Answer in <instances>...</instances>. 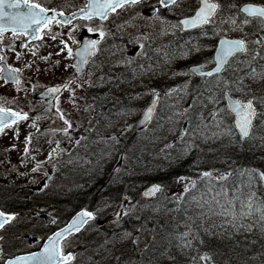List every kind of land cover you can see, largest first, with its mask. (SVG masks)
<instances>
[{"label":"rangeland","instance_id":"374dc122","mask_svg":"<svg viewBox=\"0 0 264 264\" xmlns=\"http://www.w3.org/2000/svg\"><path fill=\"white\" fill-rule=\"evenodd\" d=\"M247 1L264 5V0H219L224 7L208 27L189 33L186 38L179 37L170 53L163 44L176 34L182 35L178 22L158 27L100 25L97 29L105 32L106 45L101 55H106L105 58L97 59L79 77L75 76L57 104L67 123L72 124V133L60 135L43 129L39 119L19 123L0 133V200H9L13 204L11 210L20 205L22 208V198L32 199L37 191L47 188L45 191L52 192L50 195L56 194L57 199L69 203L68 211H72L74 204H97V220L64 245L67 251L76 254L73 264H252L250 252L252 258L258 252L255 260L264 264V221L259 220V214L237 221L244 227L233 228L227 222L230 217L212 215L209 211L210 207H217L213 197L222 203L236 198L237 205L240 200L255 197L259 182L253 174L254 166L245 164L241 158L245 156L243 146L248 145L245 161L250 159L255 166L264 168V104L260 103L264 99V79L260 78L264 74V61L253 79L252 75H246L249 60L242 63L247 54L238 56L228 68L230 75L209 81L208 91L187 104L192 78L187 64H211L213 42L219 36L245 37L249 30L256 33L260 27L257 19L244 23L245 18L240 16L239 8ZM231 4L236 7L229 8ZM197 5V0H184L177 7L179 17L189 15ZM230 16L236 19L235 25L226 22ZM71 32L54 25L35 55L8 60L22 72L26 88L6 85L0 79V103L27 107L34 87L38 91L50 81L74 76V55L69 56L64 47L67 44L71 48L72 38L68 37ZM125 37L127 42L115 44L118 38ZM257 38L263 40V35L259 33ZM254 40L248 43L252 54L262 45ZM178 47L182 55L178 54ZM231 75L246 77L240 83L233 81ZM224 88L241 98L259 100L262 109L256 134L243 146L237 145L238 135L230 126L229 111L221 101L220 92ZM153 89L162 93L158 115L149 127L139 130L138 120ZM172 89L176 91L169 95ZM69 96L77 97V101L68 100ZM189 108L193 109V120ZM214 108L216 114L206 121L205 113ZM185 130L187 135H183ZM113 136L116 140L111 139ZM27 137H31V142L26 145ZM135 146H144L143 151L152 155L150 159L146 161L144 155L131 158L127 152ZM135 166L143 170L135 172ZM210 166L215 167L210 170L211 176H203ZM238 166L237 179L243 181L232 192L215 187L213 178L229 175ZM180 177L184 180L180 181ZM169 178L172 179L152 199L142 196L151 181L164 182ZM189 191L193 193L189 196L191 202L185 201ZM241 192L246 198L240 196ZM6 193H10L8 198L3 196ZM123 195L127 196L123 219L105 224L103 221L115 213ZM40 204L46 205L43 201ZM29 210L23 211L13 230L5 233L9 235L3 243L6 256L37 248L52 228L61 223L58 218L65 220L70 214L63 217L62 213L38 209L36 205ZM36 212L54 218L52 224L34 217L39 215ZM175 212L187 218L184 227L177 234L163 236L159 245L151 249L150 243L162 222ZM156 215L157 227H149ZM186 231L192 233L187 237L192 241L190 247H183L178 239ZM204 254L211 260H201Z\"/></svg>","mask_w":264,"mask_h":264},{"label":"snow or ice","instance_id":"6c2138e0","mask_svg":"<svg viewBox=\"0 0 264 264\" xmlns=\"http://www.w3.org/2000/svg\"><path fill=\"white\" fill-rule=\"evenodd\" d=\"M142 0H87V4L85 8L80 9V13L82 14L81 18L92 20L93 17H98L101 21H106L109 17L110 13H116L118 9H126L128 7H134L137 4L141 3ZM184 0H158V3L161 7L169 8L172 6L179 7ZM199 7H197L194 11V14L190 18L183 19L180 23L185 28L197 27L209 24L213 21L217 13L222 10L224 7L219 0H197ZM24 5H28V13L26 14L29 17H38L33 20V23L40 24L44 23L45 26L48 22H51L55 17H43L39 16L33 10L39 8L40 13H45L49 10L41 8L39 4H29V0H23ZM23 5L21 4V0H0V25L5 19L11 20L15 22L18 18V15L25 14H17V13H8L5 11L6 9H19ZM229 8H235V4H231L228 6ZM159 8H155L154 12L158 13ZM54 11V10H53ZM239 11L242 14H245L244 23H249V18L258 19L261 24H264V6H257L252 4H247L242 6ZM59 16L63 17V12L58 13ZM73 17H76V13L72 14ZM159 19V17H156ZM59 23H70V20H60ZM227 23H231L233 25L236 24V19L234 17H229L226 21ZM175 27V25H173ZM90 32L94 31V29L89 28ZM4 31L3 27L0 26V34ZM15 32V29H13ZM36 31H40L39 28ZM99 32V36L103 38L105 36V32L102 29H96ZM55 39V36L52 37ZM99 41H88L85 40L83 44L84 50L87 51L88 55H94L97 50V45ZM257 44H264V40H257ZM67 49L69 56L72 55V49L68 48L67 44L64 45ZM143 44L140 45V48H143ZM220 51L222 55L216 58L217 67L214 69L215 73H219L225 63L228 60V57L235 55L236 53H246L248 51L246 41L244 39L238 40H227L223 39L220 41ZM2 59V58H0ZM84 61H81L83 63ZM77 68V72H80L82 69L79 66H74ZM0 71H3V68H0ZM19 69H9L6 77H0V79L14 80L16 83H19L18 79L13 75V73L18 72ZM193 71H202V69H193ZM205 76L213 75V72L203 73ZM255 72L252 73L251 78L255 79ZM261 79H264V74H261ZM69 85L72 81L68 82ZM242 83V81L240 82ZM60 88H51L49 92L56 93L59 92ZM172 91H176V89L170 90L168 93L171 94ZM153 96V101L149 105V107L143 113V119L141 124L146 126L147 123L153 118L156 105L158 100L160 99V94L155 89L150 93ZM260 103L264 104V99L260 101ZM229 109L232 113L235 114L236 121L235 127L238 129L239 134L242 139L249 138L253 129V121L257 118V108L255 103V98L249 99L247 101L242 100H230ZM27 114L11 112L6 110L2 106H0V133L4 131L5 128L10 127L11 125L17 123L18 120L27 119ZM67 123V121H65ZM70 126V125H69ZM18 135V132H17ZM183 135H187V130L183 133ZM112 140H116V137H111ZM31 142V137H27L25 140V144H29ZM28 149L25 148V152L27 153ZM39 167V165L37 166ZM35 170V169H34ZM205 177L211 176L210 172H205L202 174ZM257 176L259 179L264 182V172H258ZM224 177H221L223 179ZM180 181H183L184 178L180 177ZM192 186H195V181L191 182ZM161 190L160 185H153L147 192L144 193L145 196H152L156 192ZM227 195L226 193L224 194ZM254 197H250L247 201L240 200L239 205H237L236 198L226 199L223 203L213 197V200L216 204V209L209 208V211L212 215L230 217V220L227 222L232 225L233 228L244 227L242 223L239 225L237 221H242L245 218H251L254 214H259V220L264 221V204H253ZM207 203V201L205 202ZM203 207V205H199ZM87 218V219H86ZM15 219L14 215H7L4 211H0V229H3L6 224H8L11 220ZM90 219H94V214L87 211H82L79 213L71 223L60 232L55 233V235L49 239L48 245L44 248V255L40 253H36L33 256L20 258L25 260H30L35 262V264H48L50 261H56L57 264H69L70 261L74 260L75 257L73 254L68 253L67 255L63 254V250L61 248V241L67 235L72 232H79L84 225H86ZM202 226V225H201ZM249 228L251 225L248 226ZM190 228V226H189ZM208 232L207 229H205ZM127 236H131L130 233H126ZM192 235L191 231H186L182 233L178 239L182 242L183 247H190L192 244L191 240H187V237ZM186 241V242H185ZM201 243L203 241L201 240ZM2 258V257H0ZM201 260L210 261L211 257L208 254H204L200 257ZM8 264H13L12 261H9Z\"/></svg>","mask_w":264,"mask_h":264},{"label":"flooded vegetation","instance_id":"af4514ba","mask_svg":"<svg viewBox=\"0 0 264 264\" xmlns=\"http://www.w3.org/2000/svg\"><path fill=\"white\" fill-rule=\"evenodd\" d=\"M21 4L23 5L22 8L24 10L28 8V5H24L23 0H21ZM29 4H39L46 8H54L62 10L66 14H71L84 8L86 0H29ZM155 8L160 9L158 13L154 12ZM175 11L176 9L173 7L172 10L171 8L161 7L158 0H142L141 3L134 7L118 9L116 13L109 14L106 21H101L98 18H93L92 20L77 18L66 25L59 24L58 22H55L54 24L58 25L60 29L72 30L71 33H68V37L72 38L71 43L75 49V47L79 45L81 39L85 37L102 39L99 36V32L96 31L100 25H111L112 27H158L163 24L168 25L177 22L179 20V15L178 12ZM157 16L159 19L156 18ZM4 27L3 33L0 34V58L9 60L11 58H20L26 54H33L36 52V42L29 40L31 39V30L10 27L7 20L4 21ZM86 27L92 28L94 31L90 32ZM13 29H15V32ZM46 31L47 30L43 31L41 39H45L44 36ZM127 41L128 38H118L115 44ZM13 42H18V48H13ZM19 48L21 49V52H19ZM100 49L101 43L98 46V50Z\"/></svg>","mask_w":264,"mask_h":264},{"label":"trees","instance_id":"16d2710c","mask_svg":"<svg viewBox=\"0 0 264 264\" xmlns=\"http://www.w3.org/2000/svg\"><path fill=\"white\" fill-rule=\"evenodd\" d=\"M166 52H167V49H166ZM259 55L264 56V45L262 46V50H261ZM258 60H259V58L257 59V61ZM257 61L255 60V62L253 64H251V66L257 67L258 66ZM204 81H205L204 79H200V78H196V77H193L190 80L189 100H192L193 98L198 97L199 94L206 92L207 87L205 86ZM188 113L190 114V120H193V118H194L193 109L189 108ZM237 144L239 146L240 144L242 145L243 142L240 141V139H237ZM222 149H223V147H222ZM249 149H250V147L248 145L243 146V154L245 156H242L241 160L244 161L245 164H247L249 166H254L253 168H255V164L252 163V161L250 159L247 162L245 161V158H246V155H248ZM129 150H130L129 156L131 158H138V155H144L145 160L148 161L150 159L149 157L152 156L150 152L146 153L145 151H143L144 146H135ZM166 153H163V154H166ZM219 157H220V155L218 154L217 158H219ZM156 163L147 162V164H149V165H154V166L159 165L158 163L157 164ZM138 168H140V166H138ZM213 168H215V167H211L210 169L207 170V172H210V170H212ZM238 168H240V166H238L236 169H233L232 171H230V174L224 176L223 179L213 178V180H215V182H216L215 187L220 188V189L226 188V189H229L230 192H232L233 188H236L237 184L239 182L243 181V179H237V176H238L237 172L239 173ZM182 172L185 173V175L189 174L188 172H185V171H182ZM253 174L255 177L254 170H253ZM171 179L172 178H169L164 182H162V181L161 182L157 181V182L161 186H165V184H167V182H169ZM258 182H259V180H258ZM231 184L233 187L231 186ZM191 192L192 191H189V193H187V197H186L185 201L187 200L188 202H191L190 197H189V196H191V197L193 196V193H191ZM6 194H7V196H6ZM6 194L3 195L4 198H6V197L8 198V196H10V193H6ZM35 194H36V196L31 197L32 199H29V200L26 198H22L23 199L22 203H21L22 208L20 205V207H18L17 209H14V210H16V212L19 215H21V214H23V211H28L30 208H33L35 205H39L40 203H42V201L46 205L53 206V207L56 206V208H58L59 210L62 209V200L60 198L57 199V196H55L56 194L52 196V195H50V194H52V192H50V191H48L45 194H38V195H37V193H35ZM254 194H255V197L253 199L254 200L253 204L254 205L255 204H264V187L262 186V184L260 182L257 183V187L254 190ZM13 195H14V193H13ZM48 195H50V196L47 198ZM229 195H231V194H229ZM240 196H242V198L243 197L246 198L247 195L244 192H241ZM208 197H210V196H208ZM167 202H169V201H167ZM12 207H13V204H11L9 202V200L5 199L4 202L0 200V208H3L5 210H11ZM19 208H21V209H19ZM157 217H158V215H156L155 217H153L152 220H150L151 223L149 224V227H153V228L157 227V220H156ZM186 221H187V218L185 216H182L180 212H175L168 219L164 220L161 224L160 231H158L155 234L154 239L150 243V248L152 249L153 247H157L159 245V241H161L163 239V236L167 237V235L174 234V233L177 234V232H180V229L182 227H184L183 225L186 223ZM149 251H147V252H149ZM257 254H259V253L257 252ZM257 254H255V258H256V256H258ZM249 258H250V261L252 264H257V261L255 260V258H252V252L249 253Z\"/></svg>","mask_w":264,"mask_h":264},{"label":"water","instance_id":"95a60500","mask_svg":"<svg viewBox=\"0 0 264 264\" xmlns=\"http://www.w3.org/2000/svg\"><path fill=\"white\" fill-rule=\"evenodd\" d=\"M101 2H103V0H101ZM253 5V4H252ZM35 13H37L39 16H43V17H45V18H47V17H55V19H59V20H61L63 17H61V16H59L58 15V13H60V12H55V11H47V12H45V13H40L39 12V10L38 9H36L35 11H34ZM77 15H76V17H81L82 16V14L80 13V11L79 12H77L76 13ZM76 17H73V15H70V16H68L67 17V19L68 20H71V19H74V18H76ZM35 18V17H34ZM36 18H38V17H36ZM190 18V17H189ZM55 19H53V20H55ZM186 19V18H185ZM44 25V23L42 22V23H40V24H36V28H41V26H43ZM197 27H199V26H197ZM193 28H196V27H190V28H185L184 27V29L185 30H189V29H193ZM223 39H227V40H238V39H228V38H223ZM223 39H220L219 40V42H218V44H217V49H216V51H215V53H214V57H215V61H216V58L217 57H219L220 55H222V53H221V51H220V41L221 40H223ZM88 41H93V40H88ZM97 41V40H96ZM83 44H84V42H83ZM83 44L76 50V62H77V66H79L82 70L80 71V72H82L83 70H84V68H85V66H86V63L88 62V60L93 56V55H88L87 54V51L86 50H84V48H83ZM237 54V53H236ZM234 56V55H233ZM233 56H230V57H228V60H227V62L225 63V65L223 66V68H222V70L224 69V67L226 66V64L229 62V60L233 57ZM81 61H84L83 63H81ZM218 65H217V63H216V66L214 67V68H212L211 70H208V71H194L195 73H196V75H198V76H202L203 75V73H208V72H213V75L214 74H217V73H215L214 72V69H216V67H217ZM191 69L193 70V69H201V65H196V66H192L191 67ZM221 70V71H222ZM220 71V72H221ZM80 72H78V73H80ZM219 72V73H220ZM65 85H61V86H50V87H48L44 92H43V94H42V96H44V97H47L48 98V100H49V104L41 111V113H43V114H47V115H50V116H52V119H51V121L47 124V126H51V127H61V128H65V125H61V120H60V115H59V113H57V112H55L54 110H53V108H54V104H53V100H54V98H55V96L61 91H59V92H56V93H52V92H49V89H51V88H60V89H63V87H64ZM230 100H240V99H238V98H234V97H232L228 92L226 93V104L228 105V107H229V102H230ZM153 101V100H152ZM152 103V102H151ZM150 103V104H151ZM149 104V105H150ZM149 105H148V107H149ZM157 106V105H156ZM147 107V108H148ZM146 108V109H147ZM145 109V110H146ZM144 110V111H145ZM156 110V109H155ZM9 111H11V112H14V111H12V110H9ZM213 112H210L208 115H210V114H212ZM235 115V114H234ZM142 119H143V115H142V117H141V119H140V121H139V127H144L142 124H141V121H142ZM151 121V120H150ZM149 121V122H150ZM235 121H236V117H235V119H234V124H235ZM148 122V123H149ZM147 123V124H148ZM238 130V129H237ZM239 132V131H238ZM245 139V138H244ZM258 172H263L262 170H258ZM263 184H264V182H262ZM150 189V188H149ZM148 189V190H149ZM148 190H146L145 192H147ZM144 192V193H145ZM122 207H123V204L120 206V208H119V210H118V213L115 215V216H112V217H110L109 218V220H114V219H118L119 217H120V213H121V210H122ZM82 211H85V210H82ZM82 211H80V212H78L76 215H74L72 218H71V220L64 226V227H62V228H60L59 230H57V231H55L53 234H51L50 235V237L44 242V244H43V246L41 247V249L40 250H38L37 252H33V253H29V254H23V255H19V256H16V257H14V258H12V259H9L8 261H6V263L5 264H8V262L9 261H12L13 262V264H35V262H33V261H30V260H25V259H20V258H26V257H30V256H33L34 254H36V253H40L41 255H44V248L48 245V241H49V239L50 238H52L54 235H55V233H57V232H60L61 230H63V229H65L70 223H71V221L79 214V213H81ZM7 215H11V214H7ZM87 219V218H86ZM90 220H92V219H90ZM89 220V221H90ZM85 226V225H84ZM84 228V227H83ZM82 228V229H83ZM81 229V230H82ZM80 230V231H81ZM79 231V232H80ZM72 233H77V232H72ZM71 233V234H72ZM71 234H69V235H67L65 238H63L62 239V241L64 240V239H66L67 237H69ZM62 241H61V243H62ZM72 254V253H71ZM67 255V254H66ZM71 262V261H70ZM48 264H57V262L56 261H50V262H48Z\"/></svg>","mask_w":264,"mask_h":264},{"label":"bare ground","instance_id":"6f19581e","mask_svg":"<svg viewBox=\"0 0 264 264\" xmlns=\"http://www.w3.org/2000/svg\"><path fill=\"white\" fill-rule=\"evenodd\" d=\"M171 46L167 47V52L170 53L171 52ZM260 57V55H256L254 57H250L248 60H249V63L250 64H253L255 62V60L257 61V59ZM252 62V63H251Z\"/></svg>","mask_w":264,"mask_h":264}]
</instances>
